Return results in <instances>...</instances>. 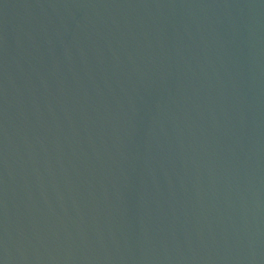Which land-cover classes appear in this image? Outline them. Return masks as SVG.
<instances>
[{
    "label": "water",
    "instance_id": "water-1",
    "mask_svg": "<svg viewBox=\"0 0 264 264\" xmlns=\"http://www.w3.org/2000/svg\"><path fill=\"white\" fill-rule=\"evenodd\" d=\"M0 264H264V0H0Z\"/></svg>",
    "mask_w": 264,
    "mask_h": 264
}]
</instances>
